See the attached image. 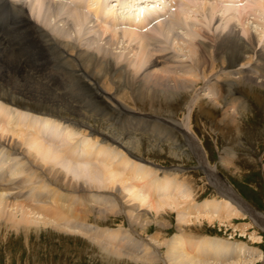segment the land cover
Listing matches in <instances>:
<instances>
[{
    "label": "bare ground",
    "instance_id": "bare-ground-1",
    "mask_svg": "<svg viewBox=\"0 0 264 264\" xmlns=\"http://www.w3.org/2000/svg\"><path fill=\"white\" fill-rule=\"evenodd\" d=\"M178 1L181 2L180 6ZM187 1L189 2L182 4L183 0H131L134 7L124 14L121 23V20H115V15H110V11H105L101 6V0H94L93 5L96 8L93 10L88 7L90 14L78 8L70 9L64 0H0L1 4L4 2L12 9L18 19L14 28L12 27L13 31L7 34V37L0 36V100L5 104L17 105L33 112L58 116L62 119L64 117L72 125H76L74 122L80 123L90 139L114 144L123 149L128 154L127 157L132 154L133 159L135 156L137 158L142 150L143 141L136 136L143 129L134 128V124L141 123V120L150 119L147 121L151 128L148 134L154 141L159 140L158 137L163 135L174 143L177 139L170 136L173 133L182 135V138L187 140L194 154L205 166L209 180L215 184L223 198L218 202H208V200L206 203L208 205L203 206V211L188 202L191 192L180 194L179 197L172 196L170 192L173 191L168 186V182L162 183L160 189H151L152 185L157 183L149 184L148 181L151 180L149 173H142L139 183H133L132 188H128L126 192L131 200H137L138 209L140 203L148 209H139L138 212L143 211L137 215L132 211L130 214L134 220L130 223L136 225L139 223L142 225V230L148 232L150 229L148 224H151L152 220L149 219V216L151 217L149 209L161 217L169 215L171 209H176V220L183 227L170 238L165 235V239L163 236L165 239L163 243L167 248L166 252H163V258L157 253V246L151 244L150 240L148 243L152 245L153 251L148 247L142 249L140 244L136 249L138 242L130 238L135 244V247L132 244L130 249H136L137 254L141 252L137 257L128 255L131 260L145 263L161 259L164 264H264V252H259L260 248H250L243 242L224 241L219 237L209 238L206 237L208 234H205L201 226L193 227L196 223L203 226H206V223H218L220 226L234 227L236 220H245L247 214L264 229V214L258 213L250 204L243 201L231 186L221 180L214 167L212 169L209 168L210 166L207 167L206 151L196 138L190 119L197 107L204 108L203 103H209L210 108L219 107L223 121L242 119L245 112L251 110L249 100L244 98L243 91L246 87L254 90L264 89V39L262 36H257L245 22L249 21L248 16L251 12L258 15L257 18L259 15H264V0L223 1L235 5L236 8L223 7L222 4L220 6L219 0H212L211 3L208 0ZM136 3H140L142 7L137 9ZM93 5L91 3V6ZM159 5L161 8L157 10L149 9V6L156 8ZM116 7L117 5L113 4L111 9ZM198 13H201V17L205 20L199 19ZM101 14L106 17H102ZM89 15H93L96 19L90 16L93 20H89ZM213 21L215 23L221 21V25H218L219 27L212 25ZM90 23H93L92 28L89 27ZM148 27L151 30L146 32L145 29ZM122 28L124 29L120 30ZM120 37H128L134 41L133 43L137 41L140 46L124 45L125 41L122 39L124 42H121ZM176 41H182L183 48H187L191 54L189 64L179 67L170 58L171 43ZM162 62L170 65L169 71L157 69ZM130 102L136 107H132ZM182 102L186 106L185 116L179 119L171 110ZM4 110L0 109V223L3 226L22 229L29 237L31 225L33 228L34 225L36 228L39 225H51L61 229L63 226H60V221H52L53 214L65 213L66 216H63L67 221L72 217L76 228L86 226L82 218L88 220L93 216L98 220L99 218L106 220L104 215L115 211L112 206H109V210L101 209L103 206L99 207L101 213L94 212L91 213L92 215L90 213L78 215V209L75 210L70 206L79 201L78 198L85 203L98 201L100 206L113 204L115 200L119 201L118 195L112 193L114 191L100 192L97 188L112 190L116 188L117 183L126 185L133 177L137 179V176H140V170L135 168L136 165L129 166L131 170L128 176L124 173L128 169L121 174L123 171L121 169L130 164L131 160L128 161L127 157L116 162L115 166L113 164L108 168H104L103 164L101 166V160H111L106 158L111 154H107L106 149L103 148L93 149L94 146H91L89 138L88 144L86 143L81 150L72 145L61 149L53 148L51 145H57L54 134L48 137L49 143L44 144L47 130L58 132L49 126L51 123L49 118H46L48 122L45 127L42 126L43 121L38 120H33L36 124L30 125L22 122L23 115H18L19 120L16 121ZM12 119L15 121L13 122ZM91 119L109 120L113 132L106 133L103 129L92 126ZM130 122L132 124L128 126ZM11 124H15L12 125L15 128L13 131L9 128ZM24 128L29 131L26 132ZM10 132L13 133L12 138L8 136ZM14 136L21 142L14 140ZM68 143L69 141L66 142ZM24 145L28 149H25ZM116 156L111 157L116 158ZM39 159L52 160L65 168V172L53 167L46 169V172L42 166H39ZM142 168L141 166V170ZM137 170L138 173H135ZM20 174H26L25 177L23 176L22 185L13 179L15 175ZM69 174L77 181L68 179L69 182L65 185L64 178ZM26 183L31 184L24 185ZM138 187H142L141 190ZM42 188H48V191L44 192ZM59 189L67 190L75 196L68 195L69 193L65 195ZM182 189L180 187V192ZM94 190L97 193L93 195L91 193H94ZM68 196H72V199L66 205L60 198L68 199ZM34 201H42L44 204L35 207L32 204ZM235 205L244 214H240ZM86 208L85 212H87ZM36 214L37 216L39 214V217L43 214L44 218L35 217ZM165 219L161 220L159 225L170 230L172 227L166 225ZM100 231L103 232L99 229ZM247 231L245 228L241 230L244 234ZM109 237L116 239L118 236L109 234ZM156 237H151V241L155 244L159 243ZM251 238L252 244L262 242L254 235ZM99 246L110 258L125 255L122 249L116 250L104 243Z\"/></svg>",
    "mask_w": 264,
    "mask_h": 264
},
{
    "label": "rangeland",
    "instance_id": "rangeland-1",
    "mask_svg": "<svg viewBox=\"0 0 264 264\" xmlns=\"http://www.w3.org/2000/svg\"><path fill=\"white\" fill-rule=\"evenodd\" d=\"M45 1H55V0H45ZM64 1L66 3H68L67 5L72 10H77V8H78L81 11H84V12L86 11L87 13H89L88 7H90L91 10L96 8L93 5L94 0L91 1L93 6H91L90 0L89 1L87 0L88 2L86 0H85L86 2L84 0H82V1L64 0ZM211 1L212 0H208L209 3H211ZM130 2H131V0H125V1L124 0H101V6L105 9V11H107V12L110 11L109 12L110 15H115L116 21L121 20V23H122V19H123V16L125 13L120 12L118 10V8L121 6H124V5L125 6L128 5ZM142 2H144V1H142ZM184 2H189V1L183 0L182 4ZM112 3L114 5H117V7L111 9V6L113 5ZM180 4H181V2H179V6H180ZM221 4L223 7L226 6L229 8H234V7L236 8L235 5H233L229 2L228 3L221 2L219 5L221 6ZM130 5L133 6V3H131ZM136 5H137V9H139V7H142V6H140L141 5L140 3H136ZM1 7L7 8L6 10L11 11L10 14L13 16L12 18L8 17L6 19L0 20V36L7 37L6 35L13 31V28L15 26V22L18 19L16 18L12 9L7 7L4 2H3V4L0 3V9H1ZM74 8H76V9H74ZM159 8H161V5H159L156 8H152L149 6V9L157 10ZM131 9H133V8H131ZM131 9L129 11H131ZM173 10H172V12H174ZM234 12H236V10ZM78 13H81V12H78ZM227 14H229V13H227ZM90 16L91 15H89V18H90ZM92 16H91V18H93ZM101 16L106 17L103 14H101ZM257 16L258 15H254V12L253 13L251 12V15L248 16L251 20L249 19V21H246L245 24H246V26L248 25L250 28H252V31L255 32V34H257V36H259V37L262 36V38L264 39V15H259V18H257ZM91 18L89 20H93ZM198 18L199 19L202 18L201 13H198ZM202 20H205V19L202 18ZM9 21H10V25L13 26V28L11 27L12 29L8 28L10 26ZM235 21H237V20H235ZM11 22H13V23L11 24ZM99 22H101V20ZM219 22L215 23V21H213L212 25L215 24L216 26H218V25L220 26L221 21H219ZM92 24L93 23H90L89 27L92 28L93 27ZM238 25H239V27L242 28V25H240L239 23H238ZM119 27H117V28H119ZM123 29L124 28H122L120 30H123ZM148 30H151V28L148 27V29H145L146 32ZM120 40H122L121 42H124V45H127V46H129L131 44L136 45V47L140 46L137 41L135 43H133L134 41H131L128 37L121 38ZM177 44L179 46H176ZM183 44L184 43L182 41L172 42L171 43L172 46H170V44H169V46H170L169 51L171 52V53L169 52L170 53L169 56L173 60V62H175L174 64L175 65L177 64L179 67L182 65H186V64L190 63V55L191 54L189 53L187 48H183V46H184ZM120 45H122V43ZM177 47H179L180 49ZM181 49H182V51H181ZM120 50H121V48L118 49V51H120ZM177 62H181V63H177ZM163 66H165V68H163ZM158 67H157V69L161 68V69H164L165 71H169L168 69H169L170 65L169 64L165 65V62H162L161 64L158 65ZM244 91H243V95H245L244 98L249 100V103L251 105V110H247L245 112L246 114L244 115V117L242 119H238L235 121H232V120L223 121L222 115H221L222 111L220 110L219 107H218V109H216V108L214 109V108H210L208 106L209 103H206V104L203 103L204 108L202 109L200 107H197L198 110L196 109V111L191 115V117H190L191 126L193 127L194 132H196V138L198 139L199 143H201V145L203 146L204 151H206V160L208 161L207 167L210 166L209 168H211V169L214 167L216 169V172H218L217 174L221 178V180L224 183H226L227 185L231 186L233 188L232 190L237 195H239L243 201L250 204L258 213L264 214V89L255 88V90H254V89H250V88L246 87ZM208 92H210V89L208 90ZM204 102H206V101H204ZM130 103L132 104V102H130ZM183 104L184 103L182 102L181 105H177L176 108L171 110L176 118L181 119L182 117L185 116L184 113L186 110V106ZM132 107H136V106L132 104ZM0 109H5L4 111L6 112V114L11 115L12 118L16 119V121L19 120L18 115L19 116H20V114L23 115L24 119H21L22 122H24L25 124H26V122H27V124L30 123V125L36 124V122H34L33 120H38V121H43L42 126L45 127V125L48 122V119H46V118H49L51 120L50 121L51 123L49 126H52L58 132L54 133L52 130H47L45 133V131H43L45 133V138H46V142H44V144H48L49 143L48 137H52V135L54 134V135H56L54 137V139H56L57 145L56 146H55V144L51 145L53 148L61 149V148H65V146L69 147V145H72V146L77 147L78 150H81L86 145V143L88 144V141L90 139V136L85 134V132H84L85 128L82 127V125L80 123L74 122L76 125H74V124L72 125V124H70V122L68 120L64 119V117L62 119L58 116L53 117L52 115L41 114V113H38L36 111L33 112L32 110H28V109H24V108H21L18 106H11V105L5 104L1 100H0ZM42 118H44V119L42 120ZM114 120H118V119H114ZM148 120H150V119H148ZM148 120H145V121L141 120V123H135L134 124V128H139L141 130L143 129L142 132H140L139 135L136 136V137L142 139V141H143L141 153H138L140 155H138V157H137V159H140V160H138L139 162L137 160L131 158L132 154H131V156L127 157L128 154L125 153V151L123 149L116 147L114 144L113 145H111L109 143L105 144L102 141H97L93 138H92L93 140L90 139L91 146H94V147H92L93 149L98 150V148L99 149L103 148V149H106L107 154H109V155L111 154L109 157H106V155H105L106 158L112 160V158H114V157H111V156L117 155L116 158H114V160H112V161L111 160H101L100 165L103 164V167L105 166L104 168H108L109 166L112 167L113 165L115 166V165H117L116 162L118 163L121 160H124L125 157H127L128 161L131 160V161H129L130 164L127 165L126 168L124 167L123 169H121V170H123V171H121V174L125 173V175L128 176V172H129V170H131V169H129L130 168L129 166L134 167L136 165L135 168L137 167L136 169L140 170V172H139L140 176H137V179L135 177H133V179H131L130 182L128 181L126 185H122L120 182L117 183L115 187L119 191H117L116 188H114L112 190L111 189H105V188H103V189L97 188V190H99L100 192H112V191H114L112 193L118 195L119 201L115 200L113 202V204L108 203V204H104V205L102 204L100 206L98 201L95 202V203H98V205H97L95 203H90V202L85 203L84 200H83V202H81V198H78L79 201L75 202L73 204L74 206L73 205L70 206L75 210L78 209L77 210L79 212L78 215H82L83 213H90L91 214L94 212L101 213V211L98 209L99 207L103 206V208H101V209L109 210L108 209L109 206H112L113 209H115V211L111 212L107 215H104L106 217L105 218L106 220H104L103 218H99V220H98L93 216L89 217L88 220L87 219L85 220V218H82L84 220L86 226L84 228H76L74 225L75 222L73 221L74 219L72 217H71L72 219L70 218L69 221H67L65 219V216H66L65 213H63L61 215H57V214L52 215L50 213L53 216V219L55 220V221L54 220H52V221L53 222L60 221L61 222L60 226H63V227L61 229H58V228L52 227L51 225H49V226L48 225L47 226H44V225L40 226L39 225L40 227L37 226V228H36V225H34V228H33V225H31L30 226L31 229L29 231L30 232L29 237H27L26 233H24V230H22V229L16 230V229H11V227H9L10 228L9 229L8 227L3 226V224L0 223V264H164L163 260H161V259L159 261H151V262L149 261V262H145V263L135 262V261L131 260V258H129V256L137 257V256L141 255V252H138V254L136 252V249L138 248V244L141 245L142 249H143V247L144 248L145 247L151 248V251H153L152 245H151V244H153V245H155V247L157 246L156 247L157 253L159 255H161L163 258L164 253L166 252V249H167L163 243L164 240L166 239L165 235H167V237L170 238L174 234L178 233L176 231H179V229L183 227L182 225H179L180 224L179 221L176 220L177 219L176 209H171V213L169 215L166 214L163 217L155 215L149 209L150 211L148 210V212L151 215V217L149 216V219H152V220L150 222L151 224H148L150 226L149 231L144 232L142 230L141 224L138 223L136 225L135 223L134 224L130 223L134 220V217H131L130 213L132 211H134L133 214L137 215L138 213H142V211H143V210H140L138 212L139 209H143V208L145 209L147 207L143 203H140L141 206L139 204L140 207L138 209L137 208V204H138L137 200H131L132 198L129 197L128 192H126L127 189L128 188L131 189L133 183H137V182L139 183V180H140L139 178L141 177L142 173H147V174L149 173L148 176H149V178H151V180L149 179L150 181L147 180L149 182V184L157 183V184H153L151 189H153V188L155 190L160 189V186L162 185V183L168 182L167 183L168 186L171 188V191H173V192H170L172 194V196L179 197V196H181L180 194H187L186 192H188V193L191 192L192 198L190 197L189 198L190 201H188V202H190L191 204L193 203V205L197 209L199 208L200 210H203V211H204L203 206L208 205L206 203H208L210 201L218 202L219 200H221L223 198V196H222V194H220L217 191L215 184L211 183V181L209 180L205 166L202 164V162L198 158V156L196 154H194V152H193L192 148L189 146V143L187 142V140L182 138V135H179V134L177 135V134L173 133L170 136H173V137H175V139H177V140H175L176 142H174V143H171L170 140H167L163 135L158 137V138H160L159 140L154 141L153 139H151L149 137V134H148L149 131L151 130V128L149 127L150 124L147 123ZM12 121L14 122L15 120L12 119ZM120 121H118V122L122 123V120H120ZM90 122H91L90 124L92 126L95 125L94 127L101 128L106 133L113 132V129L110 128L111 122L109 120L103 121L102 119H91ZM131 124H132V122H130V124H127V125L130 126ZM12 125H15V124L9 125V128L11 129V131H13V129H15L14 126H12ZM24 130H26V132L29 131L27 128L26 129L24 128ZM116 130H118V129H116ZM141 130H139V131H141ZM119 131H121V129H119ZM86 133H87V131H86ZM12 134L13 133L10 132L8 134V136L10 138H12ZM84 136L85 137L87 136L86 137L87 139ZM66 137H67V139H66ZM155 139H157V138L155 137ZM14 140L20 141V139L17 138L16 136H14ZM8 141L10 142V140H8ZM67 141H69L68 144H66ZM14 142H16V141H14ZM79 142H81V143H79ZM57 146L58 147L60 146V148H58ZM113 146L116 147L117 149L114 148ZM23 147L25 149L27 148V146H25V145ZM110 147H111V149H110ZM21 157L22 156H20V158ZM117 157H119V158H117ZM135 158H136V156H135ZM38 162H39V166H42L44 171H46V169L48 170L49 167L50 168L53 167V168H59V170H63L65 172V168H63L59 164H55L52 160L44 161L42 159H39ZM226 162H228V163L226 164ZM225 164H226V166H225ZM140 165L143 167L142 170H141ZM145 166H148V168H146ZM125 169L126 170L128 169V170L125 171ZM143 170H145V172ZM146 170H148V171H146ZM122 172H124V173H122ZM135 173H138V170ZM166 173H168V174H166ZM25 175L26 174L15 175L13 177V179H14V181H17L19 185H22V179L25 177ZM164 175H166L165 178L163 177ZM129 177H131V176H129ZM64 179H65V185L69 182L68 179H70L71 181H77L76 179L72 178L71 174H69L68 177H65ZM182 183H183V185H181ZM30 184L31 183H29V184L26 183L24 185L30 186ZM88 184H90V183H88ZM140 184H142V182H140ZM171 184H172V186H171ZM37 186H39V184ZM182 186H184V187H182ZM62 187H64V186L62 185ZM142 187H138V188L140 189ZM180 187H181V189L183 188L182 190H184L185 192L184 191L182 192V190L180 192ZM172 188H174V190ZM143 189H144V187H143ZM42 190L44 192H47L48 188H42ZM101 190H103V191H101ZM43 191H42V193H43ZM59 191H61L63 194L65 193V195L69 193L67 190H63V189H59ZM94 191L95 192L91 193V194L94 195L97 193L96 190H94ZM135 192H139V191H135ZM139 193H141V192H139ZM168 194H169V192H168ZM68 195L75 196L74 194H70V193ZM156 195L160 197V195H158V194H156ZM71 197L72 196H68V199L63 197V198H60V200H63L66 203V205H68L70 202L69 200L72 199ZM126 203L128 206L126 205ZM32 204L35 207H39V206H43L42 204H44V203L42 201H34V203L32 202ZM76 204H77V206H76ZM92 204H94L95 206H93ZM78 205H80V206H78ZM83 206L85 208L87 207L86 208L87 212H85V208ZM77 207H80V208H77ZM128 207L130 209H127ZM234 207H236V209L238 208L236 205ZM88 208L90 210H88ZM80 209H82L81 211H83V212H81ZM239 209L240 208H238L237 211H239L240 214H242V213L244 214V212L239 210ZM41 213H45V212H41ZM19 215H21V214H19ZM63 215H65V216H63ZM115 215L117 217H115ZM152 215H154V216H152ZM245 215H246V219L245 220H241V219L236 220V222L234 223V225H235L234 227H231L232 225H229L230 227L229 226L226 227L224 225L220 226L218 223H216V224L215 223L214 224L206 223V226H203V224L196 223L193 225V227H195V225L201 226L200 228L201 229L203 228L205 234H208V236H206V237H209V238L210 237H219V238H222L224 241H229V242H235V241L243 242L244 244H246L250 248H252V247H255L254 249L260 248L258 251L264 252V229L262 228V226L256 224L255 220L252 219L251 216H249L247 214H245ZM55 216H57L56 217L57 219L55 218ZM62 216H63V218H62ZM35 217L42 219V218H44V215L41 214L39 217V214H38V216L36 214ZM164 217L167 219H165ZM168 218H169V220H168ZM163 219H165V222H167L166 225H170V227H172V228H170V230H168V228L166 229L165 226L159 225V222L161 220L164 221ZM86 221L89 223H87ZM55 225L57 226V224H55ZM67 225H69V226H67ZM97 225H98V227H97ZM64 226H65V228H64ZM94 227H95V230H94ZM184 227H186V226H184ZM74 228L76 231L74 230ZM121 228H123V229H121ZM125 228H127V229H125ZM187 228H188V226H187ZM243 228H245L246 231L249 229L246 232V234L241 232V230ZM99 229L102 230L103 232H101V231L99 232ZM113 230H115V231H113ZM104 231H108V232H104ZM164 231H165V233H164ZM104 233H105V235H104ZM154 233H155V235H154ZM109 234L117 235L118 237H116V239L111 238V237H109ZM118 234H120V235H118ZM135 234H137V235H135ZM252 235L257 237V239L259 238V240L262 242L260 244L259 243L252 244L253 243L252 238H251ZM102 236H104V237H102ZM105 236L108 238H106ZM154 236H157L156 238L159 240V241L157 240L159 243L155 244L154 242L151 241V237H154ZM163 236L165 239L163 238ZM123 237L127 238V239H124ZM121 238H123V239H121ZM130 238H133L135 241L138 242V243H136V249L135 250L130 249V246L133 244V241H131ZM95 239H98V240H95ZM109 239L110 240L112 239V240L110 241ZM148 241L151 242V244L148 243ZM109 242H112V243L109 244ZM100 243H102V244L104 243V245H108L111 248L114 247L116 250L122 249L123 250L122 252L125 253V255L119 256L116 258L115 257L110 258L106 254H104V252L102 251L101 248H99L100 247L99 245H102ZM133 247H135V244H133ZM125 257H127V258H125ZM157 257H159V256H157ZM159 258H161V257H159Z\"/></svg>",
    "mask_w": 264,
    "mask_h": 264
}]
</instances>
